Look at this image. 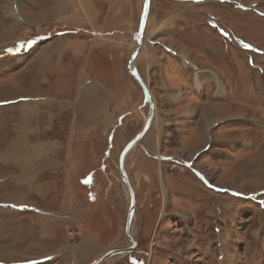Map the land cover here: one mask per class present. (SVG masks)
<instances>
[{
  "label": "rangeland",
  "instance_id": "obj_1",
  "mask_svg": "<svg viewBox=\"0 0 264 264\" xmlns=\"http://www.w3.org/2000/svg\"><path fill=\"white\" fill-rule=\"evenodd\" d=\"M32 4L0 0V264H45L36 259L54 251L40 253L39 245L36 250L28 245L41 238L40 228L34 227L40 213L32 206L55 219L49 228L54 239L47 240L59 248L52 264H84L78 259H85L86 250L95 251V260L107 250L129 246V195L119 156L143 128L149 109L140 89L141 114L118 106L117 114L124 115L117 116L114 131L107 136L94 128L83 132L87 109L70 106V100L71 108L62 111L63 98L73 94H62L55 81L43 82L32 69L31 47L46 39L50 26L55 28L36 16ZM75 4L65 1L67 8ZM166 6L172 9L173 3ZM174 10L180 17L169 38L176 49L167 45L163 51V77L179 87L174 92L178 110L185 103L203 110L210 106L216 121L203 129L199 120L189 118L190 133L178 124L162 127L163 138L152 150L171 154V160H155L153 184L139 174L131 181L137 247L102 264H264V0H177ZM155 19L151 14L149 27ZM148 31L142 48L152 41ZM57 32L50 41L66 36ZM97 33L102 46L112 48L93 54L89 67L112 88L125 89L136 38L126 34L115 46L114 36ZM166 111L159 107L161 117H167ZM157 118L155 113L151 128ZM27 145L42 146L43 155L52 152L51 163L35 166L33 154L20 151ZM136 148L128 153L126 166L142 152ZM66 154L67 161H61ZM68 155L81 162L69 161ZM70 244L79 248L74 255L68 253ZM30 249L36 254L30 256Z\"/></svg>",
  "mask_w": 264,
  "mask_h": 264
},
{
  "label": "crops",
  "instance_id": "obj_2",
  "mask_svg": "<svg viewBox=\"0 0 264 264\" xmlns=\"http://www.w3.org/2000/svg\"><path fill=\"white\" fill-rule=\"evenodd\" d=\"M65 1L66 0H31L33 3L32 6L36 11V16L39 18L45 17L44 19H47L48 22L53 24L55 27L53 28L50 26V31L48 30V32L43 34L47 36L46 39L43 40V42L39 41V43H36L31 47V49H33L32 52L34 55L33 58L31 55V59L34 61L36 67H33L32 69H34L37 74L42 75L43 82L55 81V85L62 88V94H73H71L72 97L70 96L66 98L65 96L63 98L64 101H62L60 104L62 111L68 110V108H71L70 106L74 108L81 106L84 109H87L89 114L83 120V132L89 128H94L96 130H100L103 136H107L111 131H114L112 128L113 124L117 121V116L120 117L124 115L117 114L118 106L120 109L122 107L130 106V110L125 108V113L130 112L135 116L141 114L145 107L142 106L143 102H140L141 98H143L140 90L142 88L136 79L130 74L128 66L129 62L127 66L125 64L126 69H128V83L125 89L120 90L118 88H112L111 84L109 85L106 80H102L96 74V72H94V70L92 71L90 69L89 63L93 62L91 57L93 54L100 53V50H105L108 47L112 48L111 45H107V47L102 46V38L97 36L94 37V35L97 32H100L103 35L105 34L104 36H114L115 38H113V43L115 46H118V38L121 36L128 37L129 35L126 34H132V38H135L140 25V19L143 10V0H76V4L71 8H67ZM176 1L177 0H152L147 23L148 26L146 27L144 34L145 39V36L149 33L148 30L152 29V41L145 43L149 50L146 49L144 45L141 49V53L135 60V65L138 72L149 85L153 100L155 102V113H157L158 118L153 127L150 128L151 130L149 129L150 132L148 131L149 139L148 137L146 138L147 142L145 141L143 144L140 143L137 145L140 147L142 152L137 151L135 157H132V159L130 157L127 163V171L130 180L133 183H135L136 180L132 177H135L139 174V178H141L142 181L143 177H145L144 181H148L147 184H153V176L155 175V170L157 169L155 160H171V154L166 156L164 155V152L161 154V152L158 153L157 151L152 150L153 144L155 145L156 141H159L161 138H163L161 135L163 132L162 127L178 124L184 126V131L186 133H190V126L186 121L189 118L199 120L203 129L211 126L213 122L216 121L214 114L209 112V109L211 108L210 106L209 109L203 110L202 106H193L190 103H185L178 110V94H175L174 92H176L179 87L170 85L163 77L162 71L165 60L163 51H166L167 45H172L173 48L176 49L175 43H173V41H171L169 38V34L174 33L176 20L178 17H180V12H178V10H174V4ZM169 3H173L172 9H169L166 6ZM152 9H154L153 12ZM106 11L107 13H105ZM151 14L156 16V21H154L155 25L153 27H149ZM55 21H61V23H65L64 25L67 26L62 27L61 24H55ZM97 27H99V29H97ZM69 30H72V34L68 33ZM56 31H58L57 33L59 35L66 34V36L60 37V39L56 42L50 41L49 39ZM100 33H97V35ZM131 56H129L130 59ZM157 56L158 59L156 58L155 60V57ZM119 59L122 60L123 57H119ZM123 66L124 64L121 65V67ZM183 98L186 99V96H183ZM68 101L72 103L70 106L67 105ZM160 106H162V109H167L165 112L167 114L166 118L160 116ZM216 110L217 112H221L220 107ZM128 116L129 115L127 114L125 117V121L127 123L130 122L128 121ZM165 136L169 135L166 133ZM101 143H103V139H101ZM36 147L33 145H27V148L29 149L21 147L20 151L26 153L27 155L32 153L34 157L32 161L35 163V166H39V164L41 166L48 165L47 163L50 164L51 159L49 158V155H52V152H46V154L43 155L42 146H40V149H37ZM137 149L138 148H136V150ZM60 151L61 150H58V153ZM187 154L188 153H186L185 156ZM69 155L72 154L69 152ZM69 155V161H73L75 159L77 163L81 162L79 157L75 158ZM78 156H80V153H78ZM67 159L68 158L66 154L64 158H61V161H67ZM41 169L43 170V168ZM53 170L54 168L49 171ZM69 170L70 171L67 173V178L68 174L70 175L73 172H77L78 168L76 167L73 170ZM110 172H113V170ZM148 187L150 188L152 186ZM147 192L150 193L151 189ZM30 210L36 212V214L40 213L39 217L35 216L34 227L35 231L37 228H40L39 235L41 238L40 241H38L40 243L35 242L36 240L33 239V241H30L28 245H31V248H35V250V246L39 245L41 248L40 253H43L47 250H54L51 253H47L46 255L48 256L43 255L41 258L32 256L30 258H37L36 260L46 261L45 264H52L58 257L59 252L55 251H57L59 248H51L47 245V240L51 239L53 241L54 239V229L49 230V228L55 226V219L51 216H48V211H44L42 213V210H39L33 206L30 208ZM78 250H76V248L70 244L68 253L69 255H74V252H78ZM17 254H21L20 249ZM32 254L36 253L30 249V256ZM83 255H86L85 259L78 260L80 263L84 262V264H87L93 260L95 251L86 250ZM42 258L46 260H40Z\"/></svg>",
  "mask_w": 264,
  "mask_h": 264
},
{
  "label": "water",
  "instance_id": "obj_3",
  "mask_svg": "<svg viewBox=\"0 0 264 264\" xmlns=\"http://www.w3.org/2000/svg\"><path fill=\"white\" fill-rule=\"evenodd\" d=\"M151 5H152V0H143V10H142L141 19H140V25H139V29L135 37L136 38V48L134 52L132 53L131 59L129 61V72L136 79V81L139 83V85L142 87L144 91L145 102L149 106V113L146 117V121H145L143 128L138 132V134L135 137H133L126 144V146L123 148L119 156V171H120L121 181L124 187L127 189L128 195H129L128 216H127V224H126V237H127V242L129 243V246L126 248H113V249L107 250L103 254H101L99 257H97L95 260H93L90 264H102L104 261H106L107 259H109L110 257L114 255L130 253L137 247V241L135 240L134 235H133L134 233L133 226H134V220H135V215H136V193H135L134 187L131 183V180H130V177L128 175V171L126 168V157L128 153L132 150V148L141 141L145 133L151 127L152 121L155 116V102L153 100L149 85L145 82L143 77L140 75L135 65V60L138 57L142 49L144 34H145V30H146L147 23H148Z\"/></svg>",
  "mask_w": 264,
  "mask_h": 264
},
{
  "label": "bare ground",
  "instance_id": "obj_4",
  "mask_svg": "<svg viewBox=\"0 0 264 264\" xmlns=\"http://www.w3.org/2000/svg\"><path fill=\"white\" fill-rule=\"evenodd\" d=\"M140 53H141V52H140ZM140 53H139V54H140ZM140 75H141V74H140ZM144 98H145V96H144ZM154 117H155V116H154ZM153 120H154V119H153ZM152 123H153V121H152ZM151 125H152V124H151ZM150 128H151V127H150ZM150 128H149V129H150ZM149 129H148V131H149ZM148 131H147V132H148ZM147 132L145 133V135L147 134ZM145 135L143 136V138L145 137ZM143 138H142V139H143ZM142 139H141V140H142ZM135 146H137V144H136ZM135 146H134L133 148H135ZM133 148H132V149H133Z\"/></svg>",
  "mask_w": 264,
  "mask_h": 264
}]
</instances>
